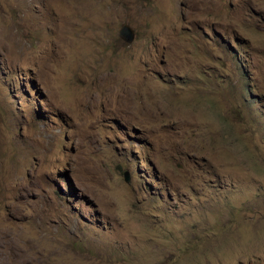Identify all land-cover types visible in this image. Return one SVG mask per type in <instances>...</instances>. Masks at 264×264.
Returning a JSON list of instances; mask_svg holds the SVG:
<instances>
[{
    "label": "rangeland",
    "instance_id": "1",
    "mask_svg": "<svg viewBox=\"0 0 264 264\" xmlns=\"http://www.w3.org/2000/svg\"><path fill=\"white\" fill-rule=\"evenodd\" d=\"M0 264H264V0H0Z\"/></svg>",
    "mask_w": 264,
    "mask_h": 264
},
{
    "label": "water",
    "instance_id": "2",
    "mask_svg": "<svg viewBox=\"0 0 264 264\" xmlns=\"http://www.w3.org/2000/svg\"><path fill=\"white\" fill-rule=\"evenodd\" d=\"M129 24L127 22H123L118 31V35L125 41L131 42L134 38V32L128 27ZM125 181L128 182V178L125 177Z\"/></svg>",
    "mask_w": 264,
    "mask_h": 264
},
{
    "label": "bare ground",
    "instance_id": "3",
    "mask_svg": "<svg viewBox=\"0 0 264 264\" xmlns=\"http://www.w3.org/2000/svg\"><path fill=\"white\" fill-rule=\"evenodd\" d=\"M132 31H133V29L130 27V26H128ZM134 32V31H133ZM120 37V36H119Z\"/></svg>",
    "mask_w": 264,
    "mask_h": 264
},
{
    "label": "clouds",
    "instance_id": "4",
    "mask_svg": "<svg viewBox=\"0 0 264 264\" xmlns=\"http://www.w3.org/2000/svg\"><path fill=\"white\" fill-rule=\"evenodd\" d=\"M125 41V40H124ZM127 42V41H126Z\"/></svg>",
    "mask_w": 264,
    "mask_h": 264
}]
</instances>
